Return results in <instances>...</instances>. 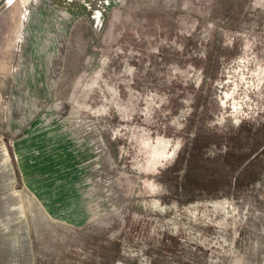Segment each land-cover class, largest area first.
I'll return each mask as SVG.
<instances>
[{
  "label": "rangeland",
  "instance_id": "rangeland-1",
  "mask_svg": "<svg viewBox=\"0 0 264 264\" xmlns=\"http://www.w3.org/2000/svg\"><path fill=\"white\" fill-rule=\"evenodd\" d=\"M0 264H264V0H0Z\"/></svg>",
  "mask_w": 264,
  "mask_h": 264
},
{
  "label": "bare ground",
  "instance_id": "bare-ground-1",
  "mask_svg": "<svg viewBox=\"0 0 264 264\" xmlns=\"http://www.w3.org/2000/svg\"><path fill=\"white\" fill-rule=\"evenodd\" d=\"M6 1V0H5Z\"/></svg>",
  "mask_w": 264,
  "mask_h": 264
},
{
  "label": "crops",
  "instance_id": "crops-1",
  "mask_svg": "<svg viewBox=\"0 0 264 264\" xmlns=\"http://www.w3.org/2000/svg\"><path fill=\"white\" fill-rule=\"evenodd\" d=\"M7 1V0H6Z\"/></svg>",
  "mask_w": 264,
  "mask_h": 264
},
{
  "label": "trees",
  "instance_id": "trees-1",
  "mask_svg": "<svg viewBox=\"0 0 264 264\" xmlns=\"http://www.w3.org/2000/svg\"><path fill=\"white\" fill-rule=\"evenodd\" d=\"M197 182V181H196Z\"/></svg>",
  "mask_w": 264,
  "mask_h": 264
}]
</instances>
